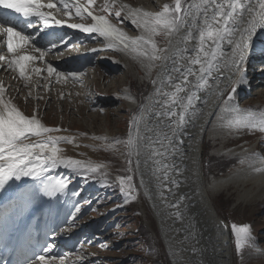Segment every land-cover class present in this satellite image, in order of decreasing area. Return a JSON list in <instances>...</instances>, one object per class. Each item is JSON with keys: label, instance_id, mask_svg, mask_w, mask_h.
I'll return each mask as SVG.
<instances>
[{"label": "bare ground", "instance_id": "6f19581e", "mask_svg": "<svg viewBox=\"0 0 264 264\" xmlns=\"http://www.w3.org/2000/svg\"><path fill=\"white\" fill-rule=\"evenodd\" d=\"M107 1L120 7L126 6V8L149 13L163 11L165 6L171 10L174 7H172V3L174 5L176 3V0ZM218 2H222V0H218ZM260 2L261 0H250V3L249 0H241V3L247 4L253 9L252 13H249L247 8L245 9L244 19L239 25L241 33L244 29L252 27L249 21L253 20L255 13L261 11ZM41 3L44 5L55 4V7L52 8H42L46 15L52 17L48 25H44L43 21L37 17H31L28 19L36 21L33 23V27L29 28L26 25V18L19 14L15 20H12V24L17 30L30 37L28 42L17 48L15 54L8 52L6 35L0 31V55L6 57L4 61H0V86L4 88L2 94L4 100L17 107L24 115L35 116L45 127H49L42 114L39 113L40 111L37 112V110L31 115L27 113L26 108L20 103V97H18L21 88L25 90L24 88L27 86L28 89L30 85V91L35 92L33 102L37 108H39L40 101L38 103L36 100L43 99L42 93L57 97L59 106H61V102L68 101V95L76 96L78 94L75 92L77 91L75 90L76 86L84 87L86 90L90 88L92 92L96 89H99L101 93L105 92L106 83H103L99 77L105 72L104 66H108L110 70H116L115 72L123 69L134 75H139V70L142 71L143 75L140 78L149 81L151 86L139 111L133 117L130 126L129 148L140 178L141 190L150 198L154 206L158 228L171 259L175 264H233L234 250L231 229L215 210L212 198L226 190L229 195L235 194L237 203H253L264 200V170L259 172L255 170L257 168L264 169L263 147L261 148V143L264 141V130H261L259 126L251 129L232 130L221 129L219 126L237 116L252 117L254 120L264 118V102L262 101L264 98V57L262 56L264 53V27L256 23L252 28V47L248 54L245 73L246 83L235 85V80L218 79L219 73L213 70L211 77L208 78V84L198 87L195 76H189L188 83L185 84L181 72L191 67L199 74V65H192L191 60L196 55L193 49H197L199 46V30L204 27L202 10L197 8L198 5L203 4V0H190L182 8L180 15H184L186 11L190 13L188 26L181 28L178 33L171 36L159 34L164 37V41H160L161 43H158V35L153 37L158 48L170 49L167 53L169 58L166 61H150L140 52L110 48L109 41L99 36L98 33H85L79 29L68 27L75 23H93L86 12L77 16L75 11L77 7L92 11L94 15H103L92 9L84 0H41ZM69 13L71 14L69 15ZM122 13L123 23L107 18L112 24L123 30L128 37L137 38L145 35L142 29H137L129 19L125 18L126 10ZM7 16L8 14L0 10V20L8 19ZM193 17H197L194 22ZM20 22L24 23L22 27L18 25ZM231 26L230 22L229 27ZM189 31H192L193 39L187 38ZM239 35L240 33L235 38L238 39ZM66 36H69L70 40H66ZM53 44L56 45V48L49 50ZM37 48L41 51H36ZM231 48L232 46L228 45L226 41L222 44L225 54L230 53ZM145 49L151 55V45H145ZM41 52L44 53L42 58L27 62L24 77L20 76L18 66L8 67V61L19 55L40 57ZM257 61L261 63L257 68H254L252 64ZM50 65L56 71L49 73ZM177 68L180 71H176ZM84 70L86 71L82 74ZM88 70L92 74L87 73ZM97 73L99 74L98 78H95ZM222 73L225 76L231 75L228 69L223 67ZM13 74L15 75L12 79ZM169 77H171V83H169ZM124 79L125 77L120 78L118 82L122 84ZM257 79H261V81ZM153 81L156 83L153 84ZM178 83L185 87L186 91L176 93L175 85ZM257 83L260 85L255 87L252 92V87ZM232 86H237V92L235 98L228 102L227 95ZM18 89L20 92H16ZM121 91V93H117V97L123 100L129 109L135 107L137 99L128 88L125 87ZM249 91L252 93L250 94ZM192 92H196L199 99L188 107L182 129L176 128L175 124L183 109L180 103H172L171 96L176 93L177 100L186 104V97ZM163 93L168 95L165 96ZM164 101L168 102V108L163 107ZM170 110H175L178 115L169 118L166 113ZM162 112L165 115H160ZM69 129L59 128V131L51 135L71 137ZM174 129L175 136L172 134ZM91 130L93 131V127ZM249 135L261 136L259 142H252ZM39 139L41 138L32 136L29 142ZM169 139L173 141L174 147L169 146ZM205 139L212 140L214 146L211 152L213 154L240 156L239 163L231 168L226 175L206 176L204 145L208 140L205 141ZM178 140H182L183 143H177ZM84 141L87 143V140ZM78 142L80 141L75 139L72 143L60 141L58 147L75 149L78 155H83L82 153L87 152L85 149L87 146H81ZM95 143L97 142L95 141ZM70 145H73V148H70ZM89 149L91 150V148ZM58 168H53L35 178L13 179L5 185L4 190H0V238H6L18 224L25 223L28 225L29 237L34 238V241L40 240L47 246L48 250L44 253L45 256L59 259L69 253L68 257L72 259L74 253L71 251L81 246L79 245L80 239L77 238L81 231L72 230L73 233L69 238H64L59 245H55V240L60 234L58 230L66 227L67 219L63 216L65 213L61 214L62 210L60 212L57 206L50 209L49 202H51L52 196L45 194L46 186L38 187L36 192L30 190L35 183L49 179L48 176L55 173ZM13 190L15 193L11 199H8L9 192L11 193ZM43 193L45 200L41 201L37 197ZM134 194V197L140 196L139 192ZM71 225L68 224V227ZM243 259L245 257H242L241 261ZM60 261L51 259L49 264H60ZM70 261L74 264L82 263L81 261L78 263Z\"/></svg>", "mask_w": 264, "mask_h": 264}, {"label": "rangeland", "instance_id": "374dc122", "mask_svg": "<svg viewBox=\"0 0 264 264\" xmlns=\"http://www.w3.org/2000/svg\"><path fill=\"white\" fill-rule=\"evenodd\" d=\"M84 1L88 4V0ZM188 1L190 0H181V10ZM89 6L104 16L123 23V13L119 18L114 15V12L120 8L115 3L107 0H95V3ZM106 6L109 8L107 12L103 10ZM172 7L175 8L174 3H172ZM160 41H164L163 35H158V43H161ZM260 63L257 61L252 65L257 68ZM104 69L103 75L98 73L94 75L95 78H98L99 75L102 82L106 83L105 92L101 93L99 89L92 92L90 88L86 90L84 87L76 86L75 90L77 91L75 92L78 94L76 96L68 95V101L61 102V106H59L57 97L42 93L43 99L36 100L38 103L40 101L39 108H37L33 102L35 92L30 91V85L28 89L27 86L24 88L25 90L21 88V93L18 96L20 103L26 108L29 115L33 112L36 113L37 110V112L40 111L39 113L42 114L49 128H65L66 130L70 128V136L72 135V138L75 136L74 139L80 141L78 143L81 146H87L85 148L87 152L82 153L83 155H78L75 149L62 148L64 156L102 166L99 172H90L87 175L61 166L55 173L48 176L49 179L41 180L30 188L31 191L36 192L40 186L60 181L69 182L63 193L53 195L56 196V205H53V196L49 202L50 209L59 207V211L62 210L61 214L65 213L63 216L67 219V223L72 224L68 227V224L65 223L66 227L60 230L55 245H59L64 238H69L73 233L72 230H80L81 234L77 238L80 239L79 245L81 246L71 251L74 253V258L68 257L69 253H67V255H63L65 258L60 257L61 259L54 260L65 261L63 264L66 262L74 264L70 260L75 263L82 262L78 264H151V260L156 258L158 264H175L158 228L154 206L150 198L141 190L140 178L129 148L130 126L133 117L144 102L151 83L140 78L143 75L140 70L139 75H134L123 69H119L117 72L113 69L110 70L108 66H104ZM88 72L91 73L90 70ZM14 75H12V79ZM124 77L125 83L120 84L118 79ZM113 79L117 82L114 83ZM103 83L102 85H105ZM259 85V83L254 85L251 91L254 92V88ZM125 87L137 99V105L131 109L117 97V93H121ZM19 90L16 92H20ZM251 91H249L250 94ZM38 94L40 95V93ZM242 101L244 102V99ZM262 101L264 102V98ZM262 101L260 102L262 103ZM91 126L94 132L91 130ZM248 137L252 142H259L261 136L249 135ZM80 139L87 140L89 144ZM205 141L207 143L205 142L204 145L206 150L204 168L207 177L212 174L224 176L239 163L240 156L238 155L213 154L211 152L214 146L212 140L205 139ZM70 148H73V145H70ZM261 148L264 153V141L261 143ZM129 160L132 161L131 165ZM129 175L132 176V193L135 195V192H139V197L133 198V195L129 196L127 192L120 191L119 178ZM229 188L232 189V187ZM44 196L43 193L37 198L44 201ZM212 202L219 216L228 223L231 229L234 250L233 264H264V200L253 203H237L235 194L229 195L224 190L213 197ZM78 207L80 211L77 213L75 210ZM73 216H75V220H73ZM234 224L251 227L252 240L246 242L242 248L237 247V239L232 231ZM139 226L145 227L150 232L152 249L146 247L143 238L139 236ZM242 257L245 259L241 261Z\"/></svg>", "mask_w": 264, "mask_h": 264}, {"label": "snow or ice", "instance_id": "6c2138e0", "mask_svg": "<svg viewBox=\"0 0 264 264\" xmlns=\"http://www.w3.org/2000/svg\"><path fill=\"white\" fill-rule=\"evenodd\" d=\"M94 3L95 0H88L89 5ZM44 7L52 8L55 7V4L49 3L44 5L41 3V0H0V9L11 10L13 14H19L23 18H26L27 21H31L28 18L37 17L43 21L44 25H48L52 17L42 11ZM197 8L198 10H202V23L204 27L199 30V46L197 49H193L196 55L191 60V64L199 65V74L191 67L181 72L185 84L188 83L187 78L189 76H195L198 82L197 86L203 87L208 84V78L211 77L213 70L219 73L218 79L235 80V85L246 83L247 77L245 73L247 71L248 54L252 47V28L255 27L256 23L264 27V0L260 2L261 11L255 13L253 20L249 21L252 27L244 29L243 33H241L239 25L244 19V11L247 8V11L252 13L253 9L247 4L241 3V0H222V2H218V0H203V4L198 5ZM103 10L107 12L109 8L106 6ZM125 10L127 11L125 18L129 19L137 29H142L145 35L137 38L128 37L123 30L112 24L106 16L94 15L92 11L81 9L80 7L76 8V15L80 16L86 12L87 16L91 17L93 23H75L68 25V27L79 29L85 33H98L99 36L109 41L110 48L115 47L120 48V50L140 52L141 55L146 56L150 61H166L169 58L167 53L170 49L158 48L153 37L161 33L171 36L174 33H178L181 28L189 25L188 17L190 13L186 11L184 15H179L181 13L180 0H176L175 8L170 10L165 6L163 11L156 13L141 12L138 9L121 6L114 12L115 17H121V13ZM195 19L197 17H193V22ZM230 22L231 27H229ZM57 23L60 22L57 21ZM28 27H33V23H29ZM0 31L6 35L8 52L13 54L16 53L17 48L30 39L22 31L17 30L10 19L0 20ZM238 33L240 35L237 39L235 37ZM187 38H194L192 31L188 32ZM225 41L228 45L232 46L228 54H225L222 50V44ZM169 43L171 42L169 41ZM145 45H151V55L145 49ZM54 48H56L55 44L51 45L49 50ZM36 51L40 52L41 50L37 48ZM43 55V52H41L40 57L19 55L8 61V67L11 68L13 65L18 66L20 76L24 77L27 62L40 59ZM5 59V56L0 55V61H4ZM222 67L227 68L231 75H223ZM54 71L56 69L50 65L48 72ZM176 71H180V69L177 68ZM171 82V77H169V83ZM155 83L156 81H153V84ZM175 88L176 93L186 91V88L182 87L179 83L175 85ZM3 92L4 88L0 86V190H4L5 185L13 179L20 180L22 177H39L41 174L61 166L85 175L90 172H99L102 167L101 165H92L85 161L64 156L62 154L63 150L58 147L59 142L67 141L68 143H72L74 138L51 135L59 131V129L45 127L35 116L28 117L24 115L17 107L4 100ZM236 92L237 86H232L227 95L228 102L235 98ZM176 93L172 94L171 101L173 104L180 103L183 112L179 114L175 127L182 129L185 124V114L188 107L192 106L194 101L198 100L199 97L196 92H192L191 95L186 97L187 103L184 104L177 100ZM220 94L223 95V93ZM163 95L167 96L168 94L163 93ZM163 107L168 108L167 101L163 102ZM160 115H165V113L162 112ZM166 115L171 118L176 117L178 114L175 110H170ZM257 126L261 130H264V118L254 120L252 117L237 116L235 119L229 120L226 124H221L219 127L221 129L232 130L240 128L251 129ZM172 134L173 136L176 135L175 129ZM184 134L186 135L187 133ZM32 136L41 139L29 142ZM177 143L182 144L183 141L178 140ZM169 146L174 147L171 139H169ZM131 163L132 161L129 160L130 165ZM255 170L259 172L264 169L257 168ZM131 181V175L119 178L120 191L127 192L129 196L133 195ZM68 183V181H60L46 185L45 194L49 196L61 194L67 188ZM79 211L80 208H76L75 212L78 213ZM73 220H75V216H73ZM232 231L236 236L238 248L243 247L246 242H251L252 235L249 225L237 226L234 224L232 225ZM51 259H56V257H47L41 254L36 256L35 259H30L28 264H49V260ZM61 264H63V261H61Z\"/></svg>", "mask_w": 264, "mask_h": 264}, {"label": "trees", "instance_id": "16d2710c", "mask_svg": "<svg viewBox=\"0 0 264 264\" xmlns=\"http://www.w3.org/2000/svg\"><path fill=\"white\" fill-rule=\"evenodd\" d=\"M139 236H141V238H143V241L146 243V247H149L150 249L153 248L151 234H150V232L145 227L139 226ZM151 264H158L157 259L156 258H153L151 260Z\"/></svg>", "mask_w": 264, "mask_h": 264}]
</instances>
